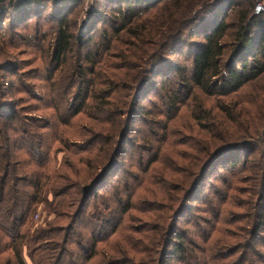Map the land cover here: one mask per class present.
Instances as JSON below:
<instances>
[{
  "label": "trees",
  "instance_id": "16d2710c",
  "mask_svg": "<svg viewBox=\"0 0 264 264\" xmlns=\"http://www.w3.org/2000/svg\"><path fill=\"white\" fill-rule=\"evenodd\" d=\"M83 3L0 0V256L7 253L0 264H264L252 246L264 228V15H252L253 0H95L80 31ZM28 49L39 53L42 70L25 72L12 59ZM33 74L45 94L24 85ZM15 90L51 113L28 116L39 107H23ZM74 121L89 134L86 144L68 145L59 134ZM182 132L195 140L177 139ZM56 143L93 153L77 162L83 180L76 168L49 167ZM126 144L128 164L104 185ZM177 146L185 156H176ZM222 155L232 172L222 186L246 195L241 206L250 213L243 243L220 255L224 239L210 223L197 242L177 222ZM49 194L54 226L32 221ZM212 194L202 198L211 222L212 198L232 199Z\"/></svg>",
  "mask_w": 264,
  "mask_h": 264
},
{
  "label": "rangeland",
  "instance_id": "374dc122",
  "mask_svg": "<svg viewBox=\"0 0 264 264\" xmlns=\"http://www.w3.org/2000/svg\"><path fill=\"white\" fill-rule=\"evenodd\" d=\"M95 0H91L90 2L86 3V0H84L82 10H79L80 15L77 20L78 28L80 31L84 30L85 23L91 14V11L94 9V3ZM92 8V10H91ZM17 51H14V56L12 59H15L17 57V63L18 66L20 64V67L23 71H28L29 69H40L42 70L43 65L41 64L40 61V56L39 53L36 51V49H28L27 53L22 54V55H17ZM176 61H179L182 63L184 61L183 58L180 57H175L174 58ZM43 76L44 73H41ZM40 74V75H41ZM39 75V76H40ZM35 74L31 76V79L24 78V85H27L32 88L33 92L36 95H43L45 94L44 91V84L38 82L35 80ZM14 81V79H13ZM16 89V87H14ZM21 90V89H20ZM250 90L249 88L245 89V92ZM16 94V95H15ZM14 97L13 99H19L21 97H25L26 103L21 104L23 107H31L35 103L39 107V112H30L31 114L27 113L28 116L31 117H38V118H45L47 117L48 114L51 112H48L45 110L43 103H37L34 100H31L30 98H27L23 93H18L16 90L14 91ZM20 102H18L19 104ZM146 104V102H143ZM77 117L75 120L78 122ZM76 122L74 121V126H71L69 128H59V134H63L64 137H67L69 141L71 142L68 145H83L86 144V141L88 139L89 134H87L84 130L81 129L80 125H77ZM83 122V120H82ZM141 127V123L139 119H136L133 121L132 124V129L133 131L137 130L138 128ZM94 130H99L97 127H95ZM55 129H52L51 133L54 135ZM50 132V131H49ZM50 135V134H49ZM177 137V136H176ZM132 138V143L133 142H139V138L137 135H132L130 136ZM177 139H182L183 141L187 142L186 144H189V142H192L195 140V135L193 133H188V132H182V135L177 137ZM76 143V144H75ZM153 145V144H152ZM156 147V146H154ZM125 150H126V155L123 157L119 158V166L115 168V170L111 173V175L106 179L104 185L108 186L110 183H115L117 179L120 177V173L122 168L126 167L128 164V156L132 154V148H130V145H125ZM264 150V144L261 147ZM175 153L177 154L176 156H185L184 154L187 153V149L184 146H177L173 149ZM74 151V150H72ZM240 153V152H238ZM93 153L87 154L85 153H79V154H74V152H71L69 148L63 147L60 144L56 143L52 146L51 148V153L49 157V167L51 169H54V171L58 168L60 172H63V170L66 172L68 168H71L74 170V168L81 170L79 172V178L78 181L83 180V176L86 173V169L78 164L77 162H86V159L90 158ZM236 154V153H235ZM246 152L242 151L241 154L237 155V157H241L240 162L243 161L244 158H246L248 155H245ZM167 155H172L171 153H168ZM229 156V155H228ZM227 155H222L216 162L215 165L211 168L208 177L206 180L202 183L201 188L199 189V193L196 194L195 197H193L192 203L190 205L192 208H190V212L187 214H183L180 216L178 219L177 225L181 227V229L192 239L193 241L199 242L198 239H194L196 235H198L201 230L205 232L207 230V226L205 225L206 223H210L212 227H215L216 232H214L215 237H218L219 239H224L223 242H219L216 244L217 249L216 252L218 254L219 251L223 250H233L234 245L237 243H243V233L242 230L245 228V223H246V215L250 213V210L248 208H245L243 203L248 201V198L246 195L235 193L233 190H228L224 186H222V180L226 179L227 177H230L229 174L232 173L230 172L227 168L224 169V166L227 162ZM253 157V156H252ZM127 161V162H126ZM166 162H169L170 164L175 163V160L167 156L165 159ZM123 164V167L121 166ZM246 172L240 173V177H244ZM72 177V178H71ZM85 177V176H84ZM73 181H77V179L73 176H70L69 182L72 183ZM246 185H239L238 189H245ZM219 190L226 192L228 197H232L231 200H228L226 204L218 203L216 201V198H212L213 200V212L212 214H218V219L213 220L212 222L209 219V215L206 214L204 211L210 209L206 205L203 204V199L209 194L212 196L214 192H218ZM105 192L104 194H106ZM203 195H205L203 197ZM203 198V199H202ZM143 199L145 200H150L148 197H144ZM209 199V198H208ZM75 209V207L69 209V210H64L62 209V212L66 213H72V211ZM38 218L36 215H33L32 221L33 222H39L42 223H52L54 226V220H56L55 215H54V198L49 194L48 195V203L46 205H41L38 207L37 210ZM152 213L149 215L152 217ZM131 218H135L138 221L142 217L139 213L133 211L130 213ZM129 217V219H130ZM128 219V218H127ZM137 220H133L134 223L138 224L139 222ZM64 221L58 220L57 225L59 226H64ZM141 222V221H140ZM122 234V231L120 230L118 234L114 236V241H118L120 235ZM232 237H229V236ZM134 237H138L135 235ZM112 239V240H113ZM111 240V241H112ZM113 241V242H114ZM253 248L256 252L259 251L260 253L264 254V228L258 233V238L255 239L253 243ZM104 246H100V249H102ZM221 255V254H220ZM7 256V253L4 255H1V258H5ZM236 257V256H235ZM27 260V259H26ZM97 260H94L93 263H95ZM255 261V260H254ZM28 262V260H27ZM171 264H176L175 262H171Z\"/></svg>",
  "mask_w": 264,
  "mask_h": 264
},
{
  "label": "built area",
  "instance_id": "2783aa9c",
  "mask_svg": "<svg viewBox=\"0 0 264 264\" xmlns=\"http://www.w3.org/2000/svg\"><path fill=\"white\" fill-rule=\"evenodd\" d=\"M90 1L91 0H86V3ZM260 14L264 15V0H253V14L252 15L256 16Z\"/></svg>",
  "mask_w": 264,
  "mask_h": 264
}]
</instances>
